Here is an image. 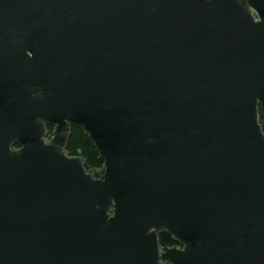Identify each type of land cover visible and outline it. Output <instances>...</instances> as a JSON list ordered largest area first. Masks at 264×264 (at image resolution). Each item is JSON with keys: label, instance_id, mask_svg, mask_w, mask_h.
Returning a JSON list of instances; mask_svg holds the SVG:
<instances>
[{"label": "water", "instance_id": "water-1", "mask_svg": "<svg viewBox=\"0 0 264 264\" xmlns=\"http://www.w3.org/2000/svg\"><path fill=\"white\" fill-rule=\"evenodd\" d=\"M261 115L264 0H0V264H264Z\"/></svg>", "mask_w": 264, "mask_h": 264}, {"label": "trees", "instance_id": "trees-1", "mask_svg": "<svg viewBox=\"0 0 264 264\" xmlns=\"http://www.w3.org/2000/svg\"><path fill=\"white\" fill-rule=\"evenodd\" d=\"M261 124L264 129V118L261 115ZM53 126L48 125V135L53 133ZM67 153L70 156H81L85 159V167L89 169L100 168L103 165V159L100 157L96 147L89 136L81 127L73 125L67 144ZM160 244L163 246H175L179 244L168 232H162L159 235Z\"/></svg>", "mask_w": 264, "mask_h": 264}, {"label": "flooded vegetation", "instance_id": "flooded-vegetation-1", "mask_svg": "<svg viewBox=\"0 0 264 264\" xmlns=\"http://www.w3.org/2000/svg\"><path fill=\"white\" fill-rule=\"evenodd\" d=\"M163 246V245H162ZM177 246H180L179 244H177ZM170 247H173V246H170ZM180 247H182V246H180Z\"/></svg>", "mask_w": 264, "mask_h": 264}, {"label": "rangeland", "instance_id": "rangeland-1", "mask_svg": "<svg viewBox=\"0 0 264 264\" xmlns=\"http://www.w3.org/2000/svg\"><path fill=\"white\" fill-rule=\"evenodd\" d=\"M50 137V136H49ZM49 137H48V139H49Z\"/></svg>", "mask_w": 264, "mask_h": 264}]
</instances>
